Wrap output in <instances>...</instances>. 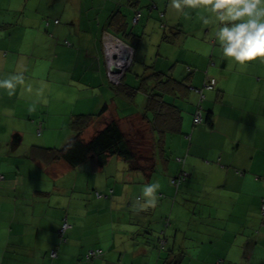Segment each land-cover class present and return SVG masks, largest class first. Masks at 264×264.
<instances>
[{
    "label": "crops",
    "instance_id": "crops-1",
    "mask_svg": "<svg viewBox=\"0 0 264 264\" xmlns=\"http://www.w3.org/2000/svg\"><path fill=\"white\" fill-rule=\"evenodd\" d=\"M205 7L181 12L170 0H0V80L23 78L14 90L0 89V264H164L171 240L155 245L159 226L195 264H264L258 248L264 242V62L225 58L200 19ZM104 31L133 44L132 67L145 61L146 70L131 67L122 85L109 82ZM167 78L173 81L158 82ZM211 78L216 85L208 88ZM199 110L205 119L195 123ZM81 113L95 115L85 140L116 119L132 140L137 132L138 142L152 146L150 174L118 156L117 162H124V179L138 173L148 180L143 184L152 179L166 191V201L157 199L161 214L147 213L154 207L139 211L143 196L124 200V213L115 198L96 199L104 209L98 213H89L87 198L73 202L70 190L88 187L87 173L45 159L44 150L64 146ZM114 156L102 166L93 160L92 168ZM157 165L163 167L156 172ZM182 169L187 178L172 183ZM65 218L71 227L60 243ZM97 248L102 255L88 259Z\"/></svg>",
    "mask_w": 264,
    "mask_h": 264
},
{
    "label": "clouds",
    "instance_id": "clouds-1",
    "mask_svg": "<svg viewBox=\"0 0 264 264\" xmlns=\"http://www.w3.org/2000/svg\"><path fill=\"white\" fill-rule=\"evenodd\" d=\"M201 4L206 6V15L200 19L211 28L225 58H232L239 65L258 58L264 62V0H170V7L181 12ZM16 82H23V78L0 80V89L14 90ZM158 189V183L144 186L142 194L146 201L139 211L156 206Z\"/></svg>",
    "mask_w": 264,
    "mask_h": 264
},
{
    "label": "rangeland",
    "instance_id": "rangeland-1",
    "mask_svg": "<svg viewBox=\"0 0 264 264\" xmlns=\"http://www.w3.org/2000/svg\"><path fill=\"white\" fill-rule=\"evenodd\" d=\"M140 60H142V59H140ZM134 63L135 64L132 67V70L130 69L131 71H133L135 69L146 70V66L150 65L149 62H145V61H136ZM262 71H264V67L261 68L260 72H262ZM138 134H139V136L141 135L140 133L135 132L134 138H133L134 140L131 139L132 142L136 145L142 144V143L144 145L143 141L138 142L139 139L136 138V136ZM147 148H148L147 146L141 147V149L144 151ZM159 158H160V156H159ZM117 161H118L117 156H114L100 170H96V169L92 168V166H93L92 160H87L86 162H83L82 164H80V171H82V169L85 170V172L87 173V175L89 177V184H88V187L79 185L75 190H70L73 193L72 194L74 197L73 202H75V204H76L77 201L81 202L82 199L86 200V198H87V199H89L90 204H91L89 213H92V211L94 209L96 210V213H98V212L103 211L104 209L102 207L96 208V199L112 200L113 198H115V199L119 200L116 202L118 204L117 209H119L121 212L124 213L125 208H126V202H124V200L130 201V200H134L136 198L137 199L141 198L143 196L142 190L145 186V184H143V182L148 181V180L146 179L145 176H142L141 174H138V173L126 174L127 178L124 179V175H125V172L123 169V163L124 162L123 161L117 162ZM161 164H164L163 159H161ZM162 167H163V165H161V166L157 165L156 166V172L160 171V169ZM83 174H84V178H85V176H87V175L85 173H83ZM133 175H137V177L135 179H132ZM68 178H69V176H68ZM152 181H153L152 179H151V181L149 180L148 184H150V183L153 184ZM166 194H167L166 191L161 190V189H158L156 191L157 199H162L163 201L164 200L166 201L168 199V198H166L167 197ZM156 204L157 205L154 207V210L151 212H147L148 214L156 215V214H161L164 211V208L161 207L160 202L159 203L157 202ZM158 204H159V206H158ZM155 209H157L158 211L155 212ZM191 212H193V210H191ZM145 213L146 212H144V215H146ZM195 213H198V209L196 210ZM135 214L138 216V215H141V212L135 213ZM183 214L184 215H190V213H188L187 211H184ZM250 214L251 215L256 214L254 207L250 208ZM261 215H263V214H261ZM217 223L218 222H216V224ZM162 225L164 226L163 223H162ZM156 226H159V225H156ZM159 227L161 228L162 226H159ZM159 227L155 228V230H156L154 233L155 245H157L159 247L160 241L164 240V247H165L166 242H167L166 237L171 240V242L168 241V244L165 247L166 249L162 251L163 253H166V255L163 256L161 261L164 264H165V262H166V264H168L166 261V258L169 256V258L171 260H174V262H173L174 264L177 262L179 263L181 261H182V264H195V260L189 254H184L182 252V250L180 249V247H174L175 238L171 237V235H169V233H166V235H163L161 233V231L158 229ZM230 230H233V228H230ZM258 233H259L258 230H255L253 233H251V236L255 237ZM67 235H68V232H67ZM173 235L174 234H172V236ZM235 240H236L237 244L239 245V241L236 237H235ZM164 247H163V249H164ZM219 247H222V245L221 246L219 245ZM258 248L261 250H264V242L263 241L259 242ZM240 256H241L242 262H244L246 260V255H240ZM238 258L239 257L233 258V260L237 261ZM27 264H29V263H27Z\"/></svg>",
    "mask_w": 264,
    "mask_h": 264
},
{
    "label": "trees",
    "instance_id": "trees-1",
    "mask_svg": "<svg viewBox=\"0 0 264 264\" xmlns=\"http://www.w3.org/2000/svg\"><path fill=\"white\" fill-rule=\"evenodd\" d=\"M157 75L159 77L161 76L160 73H157ZM170 81H173V79H160L158 82L169 83ZM155 99H157L158 103H163V99ZM94 116L90 113L76 114L71 120V127L75 131L73 137L60 148H45L44 158L50 161L63 159L72 166L80 165L87 160H94L97 165L102 166L110 156L116 155L128 162L131 169L143 170L149 174L154 172L155 157L152 146L144 144L143 147L147 146L148 148L145 151L141 150L138 145L132 142L131 137L122 129L119 121L116 119L109 120L103 128L97 130L91 138L85 140L82 136L83 131L93 121ZM195 116V123H201L205 119L202 113V120L196 122ZM207 119H210V117ZM187 175V171L182 169L177 176L172 177L171 181L172 183L175 181L174 184L178 185L187 178ZM262 212L264 215V201L262 204ZM160 244H164V240H161Z\"/></svg>",
    "mask_w": 264,
    "mask_h": 264
},
{
    "label": "built area",
    "instance_id": "built-area-1",
    "mask_svg": "<svg viewBox=\"0 0 264 264\" xmlns=\"http://www.w3.org/2000/svg\"><path fill=\"white\" fill-rule=\"evenodd\" d=\"M140 11H137L134 16V22H137L140 18ZM69 43L68 41H66ZM104 56L106 62V72L109 82L113 85H120L123 83V78L126 72L131 68L134 61L135 46L125 41L120 36L110 31H104L102 35ZM216 85L215 78L209 79L205 86L213 88ZM202 93V89H198ZM202 120V113L199 110L196 113L195 121L200 122ZM4 175L0 174V179H3ZM174 181V179H173ZM175 183V181H174ZM71 227L70 222L65 218L59 227L60 243L67 240V231ZM52 257L57 256L58 251L56 248L50 252ZM102 255V250L90 249L87 253V258L91 259Z\"/></svg>",
    "mask_w": 264,
    "mask_h": 264
}]
</instances>
